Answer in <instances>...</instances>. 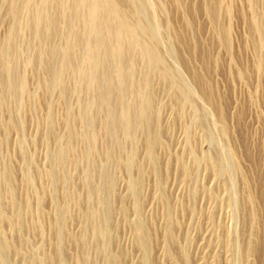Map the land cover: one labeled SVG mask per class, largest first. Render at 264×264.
Here are the masks:
<instances>
[{
  "label": "rangeland",
  "instance_id": "rangeland-1",
  "mask_svg": "<svg viewBox=\"0 0 264 264\" xmlns=\"http://www.w3.org/2000/svg\"><path fill=\"white\" fill-rule=\"evenodd\" d=\"M78 1L0 0V264H264V0Z\"/></svg>",
  "mask_w": 264,
  "mask_h": 264
},
{
  "label": "bare ground",
  "instance_id": "bare-ground-1",
  "mask_svg": "<svg viewBox=\"0 0 264 264\" xmlns=\"http://www.w3.org/2000/svg\"><path fill=\"white\" fill-rule=\"evenodd\" d=\"M76 1H78V0H76ZM94 1H95V0H92V5H94V6H92V8H93L94 11L98 12L99 9H100L101 7H100V5H99V6L96 5V4L94 3ZM103 1H105V3H107L108 6L111 5V6L115 9V7H114L115 3H113L112 0H111V2H112L113 4H112L109 0H103ZM75 3H76V2H75ZM78 3H79V1H78ZM114 11L117 12L116 9H115ZM116 14H117V13H116ZM120 24H121V23H120ZM121 26H122V27L120 28V30L123 32V29L125 28V27H124V24H121ZM114 31H115V30H114ZM118 31H119V30H118ZM91 45H92V44H91ZM137 45H138V44H137ZM260 45H261V44H260ZM262 45H264V44H262ZM71 46H72V43L70 44V48H72ZM70 48H69L68 51H70ZM263 48H264V47H263ZM72 50H73V49H72ZM92 50H93V49H92ZM88 65H89V64H88ZM91 68H92V67H91ZM105 99H106V98H105ZM105 103H106V102H105ZM111 120H112V119H111Z\"/></svg>",
  "mask_w": 264,
  "mask_h": 264
}]
</instances>
